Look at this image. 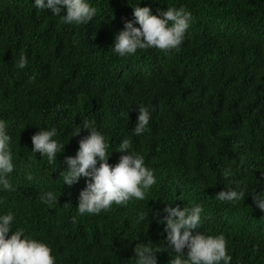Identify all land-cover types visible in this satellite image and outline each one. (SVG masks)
<instances>
[{
	"label": "trees",
	"instance_id": "trees-1",
	"mask_svg": "<svg viewBox=\"0 0 264 264\" xmlns=\"http://www.w3.org/2000/svg\"><path fill=\"white\" fill-rule=\"evenodd\" d=\"M88 3L96 9L93 20L70 25L51 9H37L34 0H0V120L11 137L8 178L15 188L0 186V215L12 213V230L49 246L55 264H135L136 245L148 242L167 249L157 253V264H168L175 253L166 224L159 223L167 215L163 208L199 205V231L224 235L231 264H264V211L252 199L264 192V0ZM137 4L153 15L168 7L191 13L179 51L114 52L125 22L139 27ZM21 52L29 61L24 69L15 66ZM138 105L148 107L151 119L136 136ZM85 119L110 144L109 164L118 163L123 139L144 157L157 181L145 199L96 215L78 213L89 178L69 187L60 172L88 135L82 130L71 137ZM46 128H56L53 139L65 145L55 165L32 151L31 137ZM237 185L246 191L244 200L216 198ZM49 191L58 201L51 207L41 202ZM141 212L148 220H139Z\"/></svg>",
	"mask_w": 264,
	"mask_h": 264
},
{
	"label": "clouds",
	"instance_id": "clouds-1",
	"mask_svg": "<svg viewBox=\"0 0 264 264\" xmlns=\"http://www.w3.org/2000/svg\"><path fill=\"white\" fill-rule=\"evenodd\" d=\"M34 5L42 11L51 9L54 16L60 17L63 23L70 25L88 24L96 15V9L88 0H34ZM61 6L66 7L64 15H61ZM158 13L153 15L150 7H140L137 4L133 14L139 27H134L132 22L126 21L124 29L115 35L112 46L114 52L125 57L134 55L138 49L156 48L164 53L179 51L190 27L191 13L184 7L158 9ZM28 62L27 55L21 52L15 66L24 69ZM137 111L133 131L139 136L147 130L151 115L148 107L144 105H138ZM82 130L87 131L88 135L79 140L75 156L65 157L67 169L60 172L64 185L69 187L77 183L82 176L89 178L86 187L79 194L78 213L96 215L110 210L113 204L126 206L133 198L145 199L146 192L157 181L153 170L145 166L144 157L130 151L131 141L123 139L119 143V152L122 155L113 166L108 162L110 144L97 131L94 121L83 120L82 127L77 128L71 137L80 135ZM56 135V128H46L31 137L32 151L42 157L46 156L49 165H55L57 155L65 149V145L53 139ZM10 140L7 125L0 120V186L7 191H15L8 178L14 171ZM223 175L225 178L230 177L231 168L224 169ZM27 179L32 180L31 174H28ZM237 187L239 188V185ZM245 195L244 188H229L220 191L216 198L220 201L237 202L244 200ZM252 199L256 207L264 211V192H255ZM41 202L51 207L58 201L56 195L49 191L41 197ZM163 212L167 215L163 216L159 223L166 224L164 231L167 233V244L175 253L168 264H231L232 256L228 254L224 235L212 236L199 231L203 212L201 206L181 209L168 203ZM148 217V212L139 213L140 221L148 220ZM13 220L12 213L0 215V264H55L51 248L26 236L23 230L13 231ZM10 232L12 234L8 238ZM166 250L159 246L153 247L151 242L138 243L134 249L135 264H157V253Z\"/></svg>",
	"mask_w": 264,
	"mask_h": 264
}]
</instances>
